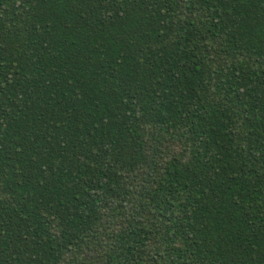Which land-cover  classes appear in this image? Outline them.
<instances>
[{"label":"trees","instance_id":"obj_1","mask_svg":"<svg viewBox=\"0 0 264 264\" xmlns=\"http://www.w3.org/2000/svg\"><path fill=\"white\" fill-rule=\"evenodd\" d=\"M0 264H264V0H0Z\"/></svg>","mask_w":264,"mask_h":264}]
</instances>
